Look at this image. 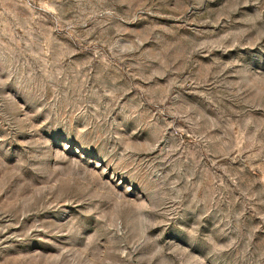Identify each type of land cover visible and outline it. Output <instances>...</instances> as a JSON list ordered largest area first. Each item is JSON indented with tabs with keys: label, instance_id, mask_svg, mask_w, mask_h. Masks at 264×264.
Returning a JSON list of instances; mask_svg holds the SVG:
<instances>
[{
	"label": "rangeland",
	"instance_id": "obj_1",
	"mask_svg": "<svg viewBox=\"0 0 264 264\" xmlns=\"http://www.w3.org/2000/svg\"><path fill=\"white\" fill-rule=\"evenodd\" d=\"M0 264H264V0H0Z\"/></svg>",
	"mask_w": 264,
	"mask_h": 264
}]
</instances>
